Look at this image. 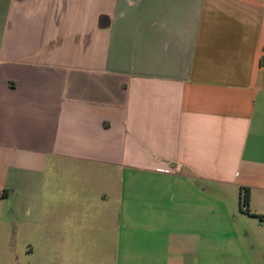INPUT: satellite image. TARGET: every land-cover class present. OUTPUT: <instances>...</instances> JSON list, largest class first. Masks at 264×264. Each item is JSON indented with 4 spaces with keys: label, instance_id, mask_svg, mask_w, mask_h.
Masks as SVG:
<instances>
[{
    "label": "crops",
    "instance_id": "1",
    "mask_svg": "<svg viewBox=\"0 0 264 264\" xmlns=\"http://www.w3.org/2000/svg\"><path fill=\"white\" fill-rule=\"evenodd\" d=\"M17 193L0 264H264V0H0Z\"/></svg>",
    "mask_w": 264,
    "mask_h": 264
},
{
    "label": "rangeland",
    "instance_id": "2",
    "mask_svg": "<svg viewBox=\"0 0 264 264\" xmlns=\"http://www.w3.org/2000/svg\"><path fill=\"white\" fill-rule=\"evenodd\" d=\"M16 203L15 204H8L7 202L3 203L1 205V214H0V247L6 246L8 239L11 238V236H9V231L11 230V228L15 225L18 224V226L20 227V229H24L27 226H24L23 223V219L20 216V214L23 211V207L19 206L18 204V199H19V194L17 193L16 195ZM75 201V199H74ZM15 209L16 213H17V217H15V219H9L8 218V211L9 209ZM247 228L255 231L256 233L258 232V226H257V222L254 221H249L247 222ZM70 228V229H75V221L74 220H69V221H65L64 223V228ZM68 240L67 242V251L65 252V255L70 259V262H72V264H75V250L73 248L74 246V242H73V237L72 236H68L66 238ZM7 252H4L3 250H1L0 248V261H6L7 260Z\"/></svg>",
    "mask_w": 264,
    "mask_h": 264
},
{
    "label": "trees",
    "instance_id": "3",
    "mask_svg": "<svg viewBox=\"0 0 264 264\" xmlns=\"http://www.w3.org/2000/svg\"><path fill=\"white\" fill-rule=\"evenodd\" d=\"M241 202L243 206H247L249 203V193H248V189H245L244 194L241 198Z\"/></svg>",
    "mask_w": 264,
    "mask_h": 264
}]
</instances>
